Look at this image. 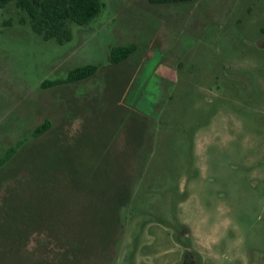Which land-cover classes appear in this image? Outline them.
<instances>
[{
    "label": "rangeland",
    "instance_id": "obj_1",
    "mask_svg": "<svg viewBox=\"0 0 264 264\" xmlns=\"http://www.w3.org/2000/svg\"><path fill=\"white\" fill-rule=\"evenodd\" d=\"M102 1L0 7V264H264V0Z\"/></svg>",
    "mask_w": 264,
    "mask_h": 264
},
{
    "label": "trees",
    "instance_id": "obj_2",
    "mask_svg": "<svg viewBox=\"0 0 264 264\" xmlns=\"http://www.w3.org/2000/svg\"><path fill=\"white\" fill-rule=\"evenodd\" d=\"M10 0H0V7ZM177 1V0H157ZM16 5L24 10L28 16L30 25L34 31L44 39L54 38L62 43L72 37L71 22L78 24L88 23L102 9V0H15ZM25 20V16L22 18ZM134 49V45L114 47L111 50V60L119 61L128 56ZM96 65L89 64L78 66L69 71L67 77L62 79L48 80L45 85L77 80L92 74ZM49 125L44 121L35 129V134L40 133ZM15 146L9 147L6 158L14 151Z\"/></svg>",
    "mask_w": 264,
    "mask_h": 264
},
{
    "label": "crops",
    "instance_id": "obj_3",
    "mask_svg": "<svg viewBox=\"0 0 264 264\" xmlns=\"http://www.w3.org/2000/svg\"><path fill=\"white\" fill-rule=\"evenodd\" d=\"M123 192H124V188H122V187L120 188V190H118V191L116 190V193H118V195H119V193H123Z\"/></svg>",
    "mask_w": 264,
    "mask_h": 264
},
{
    "label": "flooded vegetation",
    "instance_id": "obj_4",
    "mask_svg": "<svg viewBox=\"0 0 264 264\" xmlns=\"http://www.w3.org/2000/svg\"><path fill=\"white\" fill-rule=\"evenodd\" d=\"M186 259H187V258H186ZM186 259H185V260H186Z\"/></svg>",
    "mask_w": 264,
    "mask_h": 264
}]
</instances>
